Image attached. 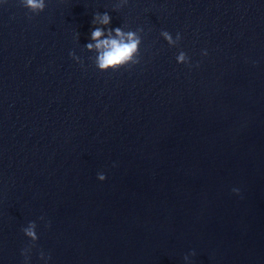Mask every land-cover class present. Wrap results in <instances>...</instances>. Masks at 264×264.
Listing matches in <instances>:
<instances>
[{
	"label": "water",
	"instance_id": "obj_1",
	"mask_svg": "<svg viewBox=\"0 0 264 264\" xmlns=\"http://www.w3.org/2000/svg\"><path fill=\"white\" fill-rule=\"evenodd\" d=\"M120 3L0 0V264H264V0ZM104 12L139 64L96 67Z\"/></svg>",
	"mask_w": 264,
	"mask_h": 264
},
{
	"label": "clouds",
	"instance_id": "obj_2",
	"mask_svg": "<svg viewBox=\"0 0 264 264\" xmlns=\"http://www.w3.org/2000/svg\"><path fill=\"white\" fill-rule=\"evenodd\" d=\"M6 2V0H5ZM128 0H121V3L117 5V8L123 7ZM23 7L30 10L31 13L39 14L46 9V0H21ZM112 17L108 12L96 13L94 15L93 24L100 25L94 27L91 32V38L95 43L87 44L89 51L95 50L98 55L96 57V67L103 72L118 71L121 68L128 65H135L140 63V48L142 44V37L137 32H143V28L137 31H124L121 27L111 28ZM102 26V27H101ZM107 32V35H106ZM161 35L168 41L170 45H175L180 42L182 36L177 33L175 39L168 31H162ZM207 55V51L203 53ZM73 59L79 62L80 58L76 56L75 52L70 53ZM177 62L180 64H190V58L188 55L181 51L177 56ZM104 174H99L98 179L100 181L106 180ZM234 192L239 194V189H233ZM43 219V217H41ZM37 224L30 222L29 225L23 229L24 234L30 238L33 242L39 240L37 234ZM30 249H25L22 254L25 256V264H30ZM192 256L195 252L191 253ZM41 260H50L51 257H46L43 252L40 253ZM186 264H191L190 256L184 257Z\"/></svg>",
	"mask_w": 264,
	"mask_h": 264
}]
</instances>
